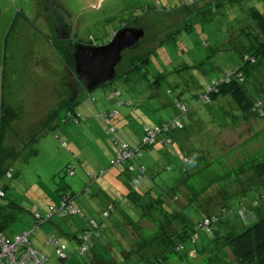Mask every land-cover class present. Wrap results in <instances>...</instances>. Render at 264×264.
Instances as JSON below:
<instances>
[{
  "label": "rangeland",
  "instance_id": "rangeland-1",
  "mask_svg": "<svg viewBox=\"0 0 264 264\" xmlns=\"http://www.w3.org/2000/svg\"><path fill=\"white\" fill-rule=\"evenodd\" d=\"M40 1L0 0V105L3 100L11 107L10 111L5 109V116L9 113L14 116L11 123L3 122V125L15 128V133H8V128L0 137V159H4L3 163L13 174L11 180L3 179L4 197L0 198V210L4 209L0 217L8 223L3 231L6 237L29 230L33 223L32 211L44 204L57 203L63 193L75 194L77 202L90 203L88 193L97 192L94 199L98 203L91 205V212L98 214L107 198L116 197L115 201H119L120 196L128 192L126 183H122L120 189L105 184L112 190L101 187L100 179L91 183L82 175L98 168L108 169L115 151L112 135L98 119L99 113L117 111V116L108 123L117 129L115 138L138 148L144 125L153 128L179 115L175 99L188 108V113L180 117L184 129L173 134L172 146L157 145L140 151V162L146 169L139 185L141 193L155 188L156 184H169L173 176H177L182 167L178 146L183 143L191 147L189 154L198 149L207 152V147L224 154L226 148L253 139L255 131L264 128V118L250 115L244 119L232 102L233 108L228 111L239 115V119L235 124L218 128L224 121L221 112L213 119L209 114L223 99L211 104L197 100L205 89L242 64L246 38L240 29L252 22L248 9L256 8L264 13V0H225V4L216 6L213 0H55L67 15L80 22L79 37L85 43L101 45L119 24L124 26L132 16L138 18V24L145 31L138 48L123 53L115 69L117 77L91 92L86 91L82 79H76L75 90L69 86L58 87L62 81L66 85L67 79L62 80L64 69L74 73V66L67 67L63 62L65 44L59 37L55 40L46 27L47 13ZM124 70L129 75L127 79L119 76ZM258 79L254 83L263 89L264 84H260L263 81ZM114 91L119 92L120 97L109 99ZM58 95L59 98L65 95L66 99L57 108ZM119 101L124 104L119 105ZM127 102L131 107L126 106ZM71 104L76 113L85 118L80 125L60 124L65 115L61 109ZM55 108L58 116L52 119L53 128L35 124V120H45L44 116H38ZM260 135L264 137V132ZM8 140L12 147H6ZM255 148L258 142L247 146L249 151ZM13 150L15 155L7 156V152ZM67 167L73 169L74 176L67 174ZM83 189L88 191L83 193ZM257 202L255 213L264 216V198ZM9 203L14 209L7 207ZM216 208L215 213L219 205ZM94 218L101 220L99 215ZM139 225L146 230L152 228L146 221ZM45 228L50 227L44 224L39 230ZM65 243L67 260H58L52 246L47 245L46 264H82L84 256L74 253L75 244Z\"/></svg>",
  "mask_w": 264,
  "mask_h": 264
},
{
  "label": "trees",
  "instance_id": "trees-1",
  "mask_svg": "<svg viewBox=\"0 0 264 264\" xmlns=\"http://www.w3.org/2000/svg\"><path fill=\"white\" fill-rule=\"evenodd\" d=\"M213 1L215 6L218 3L225 4V0ZM247 11L252 22L240 29L246 38V54L242 57V64L233 73H225L221 80L216 81L197 97L199 102L208 104L219 99H223L221 102L225 101L218 103L209 114L213 119L214 115L221 112L224 121L218 128L227 126L228 123L235 124L239 119V115L234 116L232 110L228 111L233 108L232 103L244 119L250 115L257 119L264 118V88L254 83L256 79L261 78L258 80L263 81L261 85L264 84V13L256 8ZM62 56L67 67L72 68L71 54L63 52ZM119 76L129 78L125 70ZM120 95L114 91L109 99L119 98ZM174 103L179 115L153 128L144 125L138 148L130 147L115 138L117 129L108 123L117 116V111H114V114H98L99 120L102 121L100 117L106 118L105 122H102L106 131L112 135L115 145L114 158L109 169L99 171L98 175L103 176L111 169L124 168L121 175L126 171L128 174L125 177H129V174H133V177L127 180L128 192L123 196L121 204L120 201L107 204L101 212L102 221L90 220L85 230L73 236V240L78 241L81 234L90 235L88 250L80 254L77 250L80 243L77 242L78 246L74 252L84 256L82 264H264V216H257L255 213L257 200L264 198V137L259 136L264 132V128L260 132L255 131L253 139L244 140L231 149L226 148L224 154L220 151L212 152L208 147L207 152L198 149L189 154L191 147L187 148V143H183L181 147L178 146L182 153V167L179 168L177 176L175 174L169 184L163 182L156 184L155 188L139 192V185L146 174V169L140 162V151L157 145L169 148L173 145V134L184 129L180 117L188 113V108L178 99H175ZM126 106L131 107L130 102H127ZM181 107L185 110L181 111ZM70 108L74 112V108ZM5 109L10 111L11 107L2 100L0 137L11 123V119H14L11 113L8 117L5 116ZM72 115L70 119L74 125H80L82 121L77 122ZM176 121L182 126L180 129L177 126L172 127V122ZM3 122L8 123L7 126L3 125ZM111 128L114 129L113 132L109 131ZM145 128L154 132L153 142L150 144L143 142L146 136ZM257 142L258 148L254 151L247 150V146ZM120 145L129 149L131 157L122 163H115ZM14 155L13 151L7 152L9 157ZM3 160L0 159V165ZM167 170L170 171L171 168L167 167ZM1 172L3 171L0 166V177ZM85 176L90 182H95L99 177L90 172H86ZM66 194L61 195L60 199L66 197L72 205L73 194ZM218 205L220 210L215 213L214 209H217ZM9 206H12V203L7 205ZM73 207L78 211L77 215L81 216V210ZM142 221L148 222L152 228L143 229L139 225ZM104 228L106 233H101ZM0 234L8 240L20 235L8 238L3 235L1 228ZM199 235L202 238L197 246ZM101 237L104 238L102 241ZM20 254H16L18 259ZM58 260L65 262L67 256Z\"/></svg>",
  "mask_w": 264,
  "mask_h": 264
},
{
  "label": "crops",
  "instance_id": "crops-1",
  "mask_svg": "<svg viewBox=\"0 0 264 264\" xmlns=\"http://www.w3.org/2000/svg\"><path fill=\"white\" fill-rule=\"evenodd\" d=\"M62 80H64V79H62ZM64 86H66V85H65V83L63 81H62V83L61 82L58 83V87L59 88H62ZM75 96H77V95H75ZM56 99L57 100H56V106L55 107L58 108V107H60V104L66 99V96L65 95H61V98H59V95H58ZM91 101L93 102L92 99H91ZM119 102H121V101H119ZM119 102H118V104H119ZM121 103H123V102H121ZM61 106H63V105H61ZM72 106L73 105L71 104L67 108H66V106H64L65 108L61 109V110L65 111V115H64V117L61 118L60 124H64L65 125V124H67L69 122L74 124L71 121V119H70L72 114H73L72 117H74L76 121L77 120H81L82 122H84L85 118H83L80 114L76 113L75 109H74V112L71 111L70 107H72ZM57 108H55V110H51L49 113H47L45 115H41L40 114L41 116H38L37 118H43V116H44L45 120L44 119H39L38 122H36V120H35L34 121L35 124H39L40 123L41 126L42 127H46V129L53 128V126H55V124H52V121H53L52 119L55 116H58V110H57V112H55ZM68 108H70V109H68ZM52 112H54V113H52ZM119 116H120V114H119ZM77 122H79V121H77ZM8 128H10V127L9 126L7 127V131H8ZM11 132L15 133V128H10V132L8 131V133H11ZM9 143H10L9 140L5 142V145H6L7 148L12 147ZM13 152H15V150H13ZM114 152H113L112 157L109 160V166H110V162L114 158ZM105 168H98L94 172H90V171H87V172H90L92 174L94 173V175L99 176L98 175L99 171L106 170ZM108 169H109V167H108ZM123 170H125V169L124 168L123 169L122 168L115 169V170L111 169L110 171H107L105 173V175L99 176L98 179L101 180V187H105V188L108 187L110 189H112L111 187H113L115 189H120V185L122 183H126L127 184V180L130 179V178L129 177H125L128 174V173H125L126 171L124 172V175H121V172H123ZM2 171H3V172H1L2 179L0 178L1 185H3V179L11 180L13 178L12 170L10 169V167H6V165L3 164ZM82 175L85 178L84 173ZM91 183H94V181H91ZM105 184H108L111 187H109L108 185H105ZM3 187H4V185L2 186V188ZM83 190H85V189H83ZM87 191L88 190H85L83 193H86ZM63 194H66V193H63ZM88 194H89V197H91L90 203L86 202L85 200H80L79 202H77L76 200H74L75 199V194H73L71 196L72 197V205L81 210V216H78V215H68V216H61V217L57 216V215L49 216L48 208L50 206L58 205L61 199H59V201L57 203L47 204V206H45V204H44V206L42 208L37 209L35 211L33 210L32 214H30L32 216L33 223H32L31 226H29V230L28 229L27 230H23L22 232H20V234L29 233V231H31L33 228H35L33 230V233L29 234L28 239H29V243L31 244L30 247L40 251L45 256V261H43L42 264H46L47 263V254L45 252V250H46L45 248H46L47 245L52 246L53 253L55 255V247H54V245L52 243L48 242V237L49 236H53L54 238L59 239V242L62 245H65L66 241L73 242L75 244V250H76L77 246H78V243H77L78 241L77 240L76 241L73 240V236L77 235L81 231L85 230L87 228V226H88L87 223L90 220H94V221L98 222L94 218V216H96V215L101 216V212H103V210L105 209V206L107 204H109V203H112V201H115V198H116V197H114V199L112 198L111 200H109V198H107L106 205L102 206L100 208V210H99V213L97 214V212H95L94 210H93V212H91V210H92V206L91 205H93L94 203H98V200L94 199V196L97 195L98 193L97 192H89ZM66 195H68V194H66ZM70 195H71V193H70ZM123 196L124 195H121L120 198H119L120 199L119 200L120 204H121L122 200L124 199ZM43 198L46 199V195H44ZM9 208H11V207H9ZM11 209H14V208H11ZM21 209H23V208H21ZM1 210H4V209H1ZM118 210L121 211L120 208ZM37 215L39 216V219L36 218ZM100 221H102V219ZM7 224L8 223L0 217V228L2 229V233L5 230V228L7 227ZM44 224H47L50 228H45V229L39 230L40 226L44 225ZM104 225L105 224L103 223V227H104ZM103 231L106 233L105 228H104V230H101V233ZM116 237H117V235H116ZM8 238H11V237H8ZM103 239L104 238L101 237L100 241H102ZM49 251L51 252V250H49ZM65 251H66V248H65Z\"/></svg>",
  "mask_w": 264,
  "mask_h": 264
},
{
  "label": "water",
  "instance_id": "water-1",
  "mask_svg": "<svg viewBox=\"0 0 264 264\" xmlns=\"http://www.w3.org/2000/svg\"><path fill=\"white\" fill-rule=\"evenodd\" d=\"M46 8L59 38L65 39L68 34V15L51 2H46ZM142 36V29H121L103 46H76L72 54L74 73L67 68L64 69V79H67L66 86L75 90L76 79H82L85 81L86 91L91 92L113 81L115 68L122 59V52L136 48Z\"/></svg>",
  "mask_w": 264,
  "mask_h": 264
},
{
  "label": "built area",
  "instance_id": "built-area-1",
  "mask_svg": "<svg viewBox=\"0 0 264 264\" xmlns=\"http://www.w3.org/2000/svg\"><path fill=\"white\" fill-rule=\"evenodd\" d=\"M113 95L109 96L112 97ZM181 111L185 109L183 107L180 108ZM114 114V113H113ZM112 116V114H111ZM103 122H105L106 118L100 117ZM178 127L180 129L182 126L178 121L172 122V127ZM113 128L109 129L110 132H113ZM144 133L146 136L143 139L144 144H150L153 142L154 132L148 128L144 129ZM156 133V132H155ZM119 152L116 155L115 163H122L125 159L131 157V152L125 145L119 146ZM67 173L70 176H73L72 169H67ZM4 193L2 191V187L0 184V197H3ZM49 216L57 215V216H68V215H77L78 211L71 205L70 201L63 197L60 200L58 206H50L48 208ZM36 218L39 219L37 215ZM37 219V220H38ZM33 228L29 233H22L16 236L13 240L5 239L0 234V264H41L45 260V256L38 250L33 249L29 246V234L33 233ZM90 235L88 233H83L78 237V251L80 254L84 253L90 247ZM48 242L52 243L55 247V255L59 259H64L65 255V246L60 244L59 239L54 238L53 236L48 237ZM20 252V258H17V253Z\"/></svg>",
  "mask_w": 264,
  "mask_h": 264
},
{
  "label": "flooded vegetation",
  "instance_id": "flooded-vegetation-1",
  "mask_svg": "<svg viewBox=\"0 0 264 264\" xmlns=\"http://www.w3.org/2000/svg\"><path fill=\"white\" fill-rule=\"evenodd\" d=\"M40 2H41V5L43 6L44 11L47 13V19L48 20H46V22H44V23H45L46 27L49 28L50 32H52L53 35L55 36V40H58L59 35H58V32L55 30L54 25H53V23L51 21L50 15H49V13L47 11L46 2H51L55 6L59 7L60 9H62L64 12H66V11L60 5H58L55 2V0H41ZM42 2H43V4H42ZM67 24H68V26H67L68 34L66 35V38L63 39V43L65 44L64 53H70L71 54V57H72V54L74 52V48L76 46H80V45H82V46H88V47H99V46H103V45L107 44L113 38V36L119 30H121V29H142L143 36L139 39L138 45L140 44V41L144 37V33H145L144 29L142 27H140V25L138 24V18L132 16V18L130 19V21L128 23L124 24V26L119 24L118 25L119 27L116 30H113L111 32V34H110L111 37L107 41H105L101 45H98V44H93L91 42L85 43V42L81 41V39L79 37L80 31H81V25H80V22L77 20L76 17L73 18L69 14L68 15ZM138 25H139V27H138ZM137 48H138V46L136 48H133V50L134 49H137ZM127 51H129V50L123 51L122 52V55H123L124 52H127ZM72 61H73V59H72ZM72 65H73V63H72ZM62 79H64V78L62 77ZM65 80H66V78H65Z\"/></svg>",
  "mask_w": 264,
  "mask_h": 264
}]
</instances>
